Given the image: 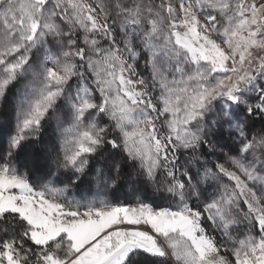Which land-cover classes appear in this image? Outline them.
I'll return each mask as SVG.
<instances>
[{
  "label": "snow or ice",
  "instance_id": "snow-or-ice-1",
  "mask_svg": "<svg viewBox=\"0 0 264 264\" xmlns=\"http://www.w3.org/2000/svg\"><path fill=\"white\" fill-rule=\"evenodd\" d=\"M0 139V264H264V0H0Z\"/></svg>",
  "mask_w": 264,
  "mask_h": 264
},
{
  "label": "trees",
  "instance_id": "trees-1",
  "mask_svg": "<svg viewBox=\"0 0 264 264\" xmlns=\"http://www.w3.org/2000/svg\"><path fill=\"white\" fill-rule=\"evenodd\" d=\"M0 143H3V140L0 139ZM31 146L25 145V148L22 150L21 155H25L29 150ZM111 198L114 200H121V201H129L134 199V196L132 192H128L126 189V183H121L111 194ZM157 203H160V201H157Z\"/></svg>",
  "mask_w": 264,
  "mask_h": 264
},
{
  "label": "rangeland",
  "instance_id": "rangeland-1",
  "mask_svg": "<svg viewBox=\"0 0 264 264\" xmlns=\"http://www.w3.org/2000/svg\"><path fill=\"white\" fill-rule=\"evenodd\" d=\"M7 119L9 120V124H8V129H7V131H10L11 128H12V126H13L14 120H13L11 114H8V115H7ZM126 189H127L128 192H131L127 184H126ZM111 194H112V193H111Z\"/></svg>",
  "mask_w": 264,
  "mask_h": 264
}]
</instances>
